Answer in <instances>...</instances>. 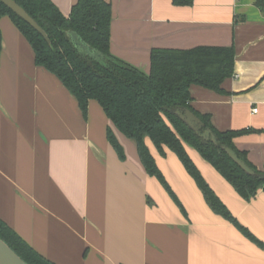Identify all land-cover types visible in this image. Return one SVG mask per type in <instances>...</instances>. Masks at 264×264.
Returning <instances> with one entry per match:
<instances>
[{
    "label": "crops",
    "instance_id": "1",
    "mask_svg": "<svg viewBox=\"0 0 264 264\" xmlns=\"http://www.w3.org/2000/svg\"><path fill=\"white\" fill-rule=\"evenodd\" d=\"M69 16L77 0H52ZM110 52L145 72L155 48L233 46L224 92L192 85L191 105L264 169V13L256 0H106ZM0 217L55 264H264V249L214 213L177 155L146 143L185 213L148 174L136 141L91 100L84 115L62 81L36 64L9 16L0 19ZM257 108L256 113L253 110ZM115 132L125 157L108 140ZM202 175L239 223L264 243V189L250 201L192 147Z\"/></svg>",
    "mask_w": 264,
    "mask_h": 264
},
{
    "label": "trees",
    "instance_id": "2",
    "mask_svg": "<svg viewBox=\"0 0 264 264\" xmlns=\"http://www.w3.org/2000/svg\"><path fill=\"white\" fill-rule=\"evenodd\" d=\"M46 31L50 43L0 1V19L9 16L29 41L36 64L55 74L77 98L84 115L91 100L97 101L113 125L126 137L136 141L141 162L149 175L156 177L176 205L184 206L160 170L146 140L158 152H174L194 179L211 210L237 225L242 232L264 249V243L244 228L206 181L191 158L187 147L194 148L236 190L252 200L264 189V169H258L239 150L234 138L249 130L220 131L191 105L190 87H202L222 93L223 81L232 76L236 60L233 46H197L191 49L155 48L151 52L150 71L145 72L110 52L112 5L106 0H77L65 16L52 0H15ZM194 0H173L176 6H191ZM255 5L264 13V0ZM2 35L0 30V52ZM185 107L192 110L218 138L220 146L236 151L255 171L244 172L220 146L205 141L176 114ZM108 140L120 158L124 150L113 129ZM0 238L28 264H55L39 254L0 217Z\"/></svg>",
    "mask_w": 264,
    "mask_h": 264
},
{
    "label": "water",
    "instance_id": "3",
    "mask_svg": "<svg viewBox=\"0 0 264 264\" xmlns=\"http://www.w3.org/2000/svg\"><path fill=\"white\" fill-rule=\"evenodd\" d=\"M15 14L21 17L27 24L39 32L48 43L50 39L46 31L20 6L15 0H0ZM175 114L199 137L205 141L212 142L215 146H220L219 141L212 129L206 127L205 123L189 108L179 107ZM227 155L248 175H255V171L243 159H241L235 150L222 145L220 146ZM0 264H28L26 263L6 242L0 238Z\"/></svg>",
    "mask_w": 264,
    "mask_h": 264
},
{
    "label": "built area",
    "instance_id": "4",
    "mask_svg": "<svg viewBox=\"0 0 264 264\" xmlns=\"http://www.w3.org/2000/svg\"><path fill=\"white\" fill-rule=\"evenodd\" d=\"M257 111H258V109H257V108H255V109L253 110V112H254V113H256Z\"/></svg>",
    "mask_w": 264,
    "mask_h": 264
}]
</instances>
